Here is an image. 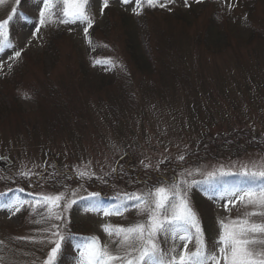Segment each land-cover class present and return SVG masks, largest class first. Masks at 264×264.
I'll list each match as a JSON object with an SVG mask.
<instances>
[{
	"label": "rangeland",
	"instance_id": "1",
	"mask_svg": "<svg viewBox=\"0 0 264 264\" xmlns=\"http://www.w3.org/2000/svg\"><path fill=\"white\" fill-rule=\"evenodd\" d=\"M156 6L144 29L136 0H108L107 7L89 0L88 27L55 16L41 25L39 0H0V22L9 20L5 31L13 45L0 51V204L60 192L78 201L63 213L64 221H53L65 237L78 232L62 242L55 264H77L74 244L84 238L98 237L114 248L102 225L145 218L135 207L122 215L85 211L90 202L80 198L89 193H100L98 208L110 209L126 193L181 178L200 182L219 169L231 173L188 191L213 251L220 221L257 210L238 200L228 203V190L241 186L237 174L245 166H264V0H159ZM176 11L189 12L190 23L169 15ZM121 14L139 29L152 72L139 71L127 55ZM211 16L225 34L215 49L202 40ZM58 31L57 51L43 54L47 36ZM242 134L247 144L238 142ZM215 138L234 141L222 145ZM42 214L44 208L28 205L14 215L0 208L4 264H42L47 258L53 244L16 239H55L43 231L49 224L36 223ZM160 246L167 251L172 242L161 238Z\"/></svg>",
	"mask_w": 264,
	"mask_h": 264
},
{
	"label": "snow or ice",
	"instance_id": "2",
	"mask_svg": "<svg viewBox=\"0 0 264 264\" xmlns=\"http://www.w3.org/2000/svg\"><path fill=\"white\" fill-rule=\"evenodd\" d=\"M123 2L128 3L129 0H123ZM146 2L154 7L159 0H146ZM136 3L139 7L141 0H136ZM39 4H42V8H39L41 25L53 16L57 17L61 23H86L88 27H91L93 23L88 13L89 0H39ZM103 4L107 7L108 0H103ZM8 23L9 20L0 22V37L4 38L0 41V51L5 44L7 47H13L8 43L5 31ZM84 31L87 33V27ZM15 55L19 56L20 52H15ZM179 159L183 160L184 157L180 156ZM199 171L196 169L194 172H188L187 175L190 176ZM20 175L29 177L28 172H21ZM79 175L84 177L89 173L80 172ZM181 175L183 177V174ZM226 175L231 173L219 169L208 172L205 180L200 182L193 180L189 183L187 179L181 178L170 184L154 187L145 193H126L123 198L117 197L120 204L110 209L98 208L96 202L100 193H89L88 196L81 197V200L90 202L86 205L85 211H101L104 216L122 215L130 207H135L137 214L145 218L128 226L102 225L103 231L115 247L102 245L98 237L84 238L74 244V248L79 253L77 264H264V222H255L251 219L254 216L264 217V166L258 168L253 164L251 169L245 166L237 174L241 177V186L228 190L230 198L228 203L234 204L238 200L244 207L250 206L257 210L247 212L243 217L229 219L227 222L220 221V234L215 241L214 251L208 248L203 238V230L191 207L188 191L193 185L198 183L211 185ZM75 195L76 193L73 192L72 197ZM220 199L224 197L221 196ZM128 201L134 203L130 205ZM77 202L66 193L60 192L41 194L34 202L12 200L0 204V208L12 212L13 215L20 212L24 205L34 210L38 207L46 210V214H42L41 219L36 223L49 224V227L43 231L50 232L55 239L47 237L40 240L35 237H17L16 239L31 243L53 244L54 247H51L42 264H55L66 237L60 232V224L53 221H64L63 213ZM224 207L227 210V204ZM161 238L172 242V246L167 251L160 246ZM2 243L0 241V244ZM190 243L194 245L192 250L188 248ZM177 248L181 250L177 252ZM0 264H4L2 257H0Z\"/></svg>",
	"mask_w": 264,
	"mask_h": 264
},
{
	"label": "trees",
	"instance_id": "3",
	"mask_svg": "<svg viewBox=\"0 0 264 264\" xmlns=\"http://www.w3.org/2000/svg\"><path fill=\"white\" fill-rule=\"evenodd\" d=\"M157 6H149L145 0H142L141 2V19H142V25L144 29H147V15L149 13H152L156 10ZM169 15L173 16L174 19L185 21L186 23H190L189 21V12H181L176 11L172 12ZM168 15V16H169ZM120 18V27L123 33L124 37V43H125V50L127 52V55L129 56L130 60L134 63L136 68L143 72L148 71L152 72V64L148 60L147 56L144 53V50L142 48V44L140 41V31L133 23V18L126 14L119 15ZM207 30L205 31L204 37H203V44H205L206 48L208 49H215L219 48L224 42H225V34L220 24H218L217 19L214 16H211L208 22ZM63 33L58 31L55 34L47 36L44 47H43V54H51L52 52L57 51V43L59 42V39L61 38V35ZM216 143H221L222 145H225L229 142V140L234 139H226V138H215ZM238 142L247 144V136L245 134H242L238 137ZM137 173H140L137 171ZM70 183H75L70 180ZM210 190V189H209ZM206 232V228L204 229ZM78 233V232H77ZM76 231L74 233L67 235L66 239L70 236L73 239L76 237ZM207 234V232H206ZM78 235V234H77ZM57 264H61V259L57 262Z\"/></svg>",
	"mask_w": 264,
	"mask_h": 264
}]
</instances>
